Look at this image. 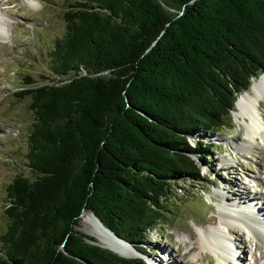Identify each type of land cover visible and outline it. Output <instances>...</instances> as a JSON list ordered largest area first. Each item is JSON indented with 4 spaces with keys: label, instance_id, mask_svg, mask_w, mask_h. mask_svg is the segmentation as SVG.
Masks as SVG:
<instances>
[{
    "label": "trees",
    "instance_id": "obj_1",
    "mask_svg": "<svg viewBox=\"0 0 264 264\" xmlns=\"http://www.w3.org/2000/svg\"><path fill=\"white\" fill-rule=\"evenodd\" d=\"M64 21L61 80L15 93L29 175L6 188L0 264H145L89 243L80 215L145 254L173 182L202 181L214 143L190 138L225 128L264 73V0H71Z\"/></svg>",
    "mask_w": 264,
    "mask_h": 264
},
{
    "label": "rangeland",
    "instance_id": "obj_2",
    "mask_svg": "<svg viewBox=\"0 0 264 264\" xmlns=\"http://www.w3.org/2000/svg\"><path fill=\"white\" fill-rule=\"evenodd\" d=\"M70 3L71 0H0V234L7 224L3 215L6 188L17 174L29 175L27 137L33 115L30 99H19L15 93L25 87V78L36 87L44 85L45 78L51 83L61 80L52 72L49 60L55 41L66 30L64 13ZM259 111L264 123V101L259 103ZM238 120L231 114V121L220 132L190 138L193 146L214 143L207 153L210 159L199 163L202 181L173 182L164 223L141 244L145 254L138 256L145 264H212L215 255L200 244L199 230L226 237L227 248L231 247L239 257L236 264H264V243L259 235L244 230L236 211L235 217L239 218L233 219L239 223L227 217L230 211L221 210L227 205L243 208L241 212L248 214L245 203H234L250 198L251 205L257 207L255 212L264 219V143L256 137L257 151L241 148L246 129ZM76 229L97 240L92 236L91 221L84 216H80Z\"/></svg>",
    "mask_w": 264,
    "mask_h": 264
},
{
    "label": "bare ground",
    "instance_id": "obj_3",
    "mask_svg": "<svg viewBox=\"0 0 264 264\" xmlns=\"http://www.w3.org/2000/svg\"><path fill=\"white\" fill-rule=\"evenodd\" d=\"M263 101L264 74L259 75L256 78H252L251 85L249 86L248 90L237 97L231 113L234 118L239 119L238 121L243 124L246 129L244 137L245 139L240 144L241 148L243 149L247 148L251 151H257L258 147L256 145V137L260 138L264 143V123L259 111V103ZM251 202L252 199L250 198H246V200H243L242 202L240 199H237L234 204L245 203L246 212H248L250 216L254 215V217H250L247 213H242L240 209L243 208H238L237 210L234 206V209H232L225 205L221 210L230 211L227 217L232 220L238 219L239 217H235V214L239 213L240 218L238 220L241 219L240 223L244 225V230H248L253 234H258V238H261L260 240L264 243V219L262 218V216L255 212L254 208L257 209V207L252 206ZM86 213L87 212L82 213L81 217L84 216L86 220L91 221L94 229L92 236L97 239L96 241L98 242V244L119 255H133V250L131 252L129 246L123 244L121 241L115 238L114 235L107 231L92 215H89L90 213ZM234 217L235 219H233ZM238 220L235 221L239 223ZM212 222L214 221L211 220L210 223ZM110 234L113 235L114 239H116L118 242H121L122 244L116 243L115 240L112 239ZM197 235L199 236L200 244H202V246L205 247L209 252L214 253L215 259L214 261H212V264H228L231 262L236 264L240 261L239 257H236L233 250H231V247L227 248V246L229 245L228 239L220 235V233L215 231H207L206 233L205 230H199L197 232ZM193 238L195 237L191 236V239ZM194 248L195 247H193L192 249L194 250ZM170 262L171 261H168L167 264H170Z\"/></svg>",
    "mask_w": 264,
    "mask_h": 264
},
{
    "label": "water",
    "instance_id": "obj_4",
    "mask_svg": "<svg viewBox=\"0 0 264 264\" xmlns=\"http://www.w3.org/2000/svg\"><path fill=\"white\" fill-rule=\"evenodd\" d=\"M264 74V73H263ZM251 80H252V78L250 79V82H251ZM85 211H82V213H84ZM82 213H81V215H82ZM90 213V212H89ZM103 227H105L101 222H100V220L93 214V213H90ZM80 215V216H81ZM105 229L107 230V231H109L111 234H113L114 235V237L115 238H117L119 241H121L123 244H125V245H127V246H129L132 250H133V255L132 256H124V255H119V256H121V257H124V258H140L138 255L140 254V253H138L133 247H132V245L131 244H129L128 242H126V241H124V240H122V239H120L119 237H117L113 232H111L108 228H106L105 227ZM89 243H91V244H95V245H98V246H100V247H102L100 244H98V242L95 240V239H93V240H87ZM102 248H104V247H102ZM106 249V248H105ZM109 250V249H108ZM111 251V250H110ZM113 252V251H112ZM115 253V252H114ZM117 254V253H116ZM141 255V254H140Z\"/></svg>",
    "mask_w": 264,
    "mask_h": 264
}]
</instances>
